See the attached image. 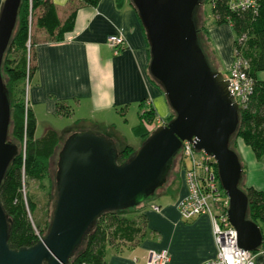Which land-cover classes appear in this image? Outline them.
Segmentation results:
<instances>
[{
  "label": "water",
  "instance_id": "water-1",
  "mask_svg": "<svg viewBox=\"0 0 264 264\" xmlns=\"http://www.w3.org/2000/svg\"><path fill=\"white\" fill-rule=\"evenodd\" d=\"M202 1L130 0L145 31L149 74L174 116L154 128L123 163L116 161L118 147L112 138L91 130L68 134L58 152L51 218L36 243L9 246L11 220L0 202V264H70L101 215L133 210L163 185L183 141L215 158L238 245L251 252L261 248L262 230L248 217L243 166L231 146L240 110L228 80L202 47L197 22ZM20 3L3 0L0 8V186L18 153L9 140L11 103L1 66Z\"/></svg>",
  "mask_w": 264,
  "mask_h": 264
},
{
  "label": "crops",
  "instance_id": "crops-1",
  "mask_svg": "<svg viewBox=\"0 0 264 264\" xmlns=\"http://www.w3.org/2000/svg\"><path fill=\"white\" fill-rule=\"evenodd\" d=\"M51 1L61 23L72 7H76V14L72 29L60 40L48 37L44 30L35 31V69L26 88V100L36 120L34 136L40 125L42 135L49 129L59 130L53 123L54 115L72 120L62 132L77 121L89 128L94 127V123L114 126L109 118L118 116L117 112L126 115L133 105L138 109L134 128L139 123L141 103L151 107L156 117L159 115L158 123L162 124L171 111L149 74L150 54L145 32L130 0H99L94 6L78 0L72 3ZM2 2L0 0V8ZM212 17L215 22L213 14ZM202 26L208 36L204 13ZM226 27L231 29L229 24ZM118 31L125 37L126 45L114 54L107 45V38ZM208 40L216 59L215 69L229 72L234 57L233 43L228 54L216 37L208 36ZM116 132L126 141L119 130ZM243 145L247 161L246 169L243 167L244 185L264 190L262 183L249 178L252 166L258 176L264 178V165ZM186 194L187 185L181 169L179 177L175 175L132 210L134 217L130 219H136L137 223L144 221V235L131 245L108 246L104 264H145L153 250H167L170 256L167 264H201L214 258L216 246L210 216L200 214L190 220H182L179 216L176 203ZM259 225L264 228V224ZM253 255V264H264V239Z\"/></svg>",
  "mask_w": 264,
  "mask_h": 264
},
{
  "label": "trees",
  "instance_id": "trees-1",
  "mask_svg": "<svg viewBox=\"0 0 264 264\" xmlns=\"http://www.w3.org/2000/svg\"><path fill=\"white\" fill-rule=\"evenodd\" d=\"M69 1L72 3L74 0ZM78 1L94 6L99 0ZM230 1L211 0L212 14L217 24L231 26L236 36L233 48L248 60V74L253 79V90L246 107L240 109V122L235 139H241L253 155L262 160L264 77H261V74L264 73V0H260L257 12L251 9L232 10ZM75 14L76 7H72L67 19L61 23L51 0H21L17 23L2 60L1 73L11 103V132L14 139L22 143L20 147L17 146L18 153L10 163L0 186V202L11 220L8 235L11 248L31 246L40 237L29 218V212H34L35 204L29 197L23 198L22 195L23 178L25 176L42 181L47 175L50 159L65 136L72 132L91 130L113 140H120L117 163H123L135 150V147L127 144L116 132L113 125L102 126L94 123V127L89 128L77 121L74 126L63 132L49 129L41 137L34 136L36 120L26 100V88L35 69V31L44 30L48 37L60 40L66 31L72 29ZM200 31L199 29V34ZM152 80L157 84L153 78ZM144 104H140L139 123L133 128L141 141L153 130L151 125L156 118L155 111L149 106L145 108ZM173 116L172 112L163 123L171 120ZM242 189L248 197L249 219L257 224H264V190L252 186ZM127 211L131 209L101 215L87 234L83 245L71 258L70 264H104L108 246L122 247L136 243L144 235V221L137 223L136 219L125 217L124 213ZM261 230L264 237V228L261 227Z\"/></svg>",
  "mask_w": 264,
  "mask_h": 264
},
{
  "label": "built area",
  "instance_id": "built-area-1",
  "mask_svg": "<svg viewBox=\"0 0 264 264\" xmlns=\"http://www.w3.org/2000/svg\"><path fill=\"white\" fill-rule=\"evenodd\" d=\"M259 2L260 0H231L229 6L232 10L251 9L257 12ZM107 45L114 54H118L125 48V37L120 31L111 34L107 38ZM233 54L232 64L224 78L228 80L229 93L240 110L246 107L252 93L253 79L248 74V60L234 48ZM179 159L185 168L184 179L187 185V194L176 203L180 218L190 220L197 215L207 214L212 221L216 255L201 264H253V252L238 245L237 231L228 218L229 201L223 197L215 158L203 150H196L192 142L183 141ZM154 209L159 210L156 206ZM169 259L167 250H153L149 252L145 264H167Z\"/></svg>",
  "mask_w": 264,
  "mask_h": 264
},
{
  "label": "rangeland",
  "instance_id": "rangeland-1",
  "mask_svg": "<svg viewBox=\"0 0 264 264\" xmlns=\"http://www.w3.org/2000/svg\"><path fill=\"white\" fill-rule=\"evenodd\" d=\"M211 0H203L201 3V7H199V10L197 11V22H198V27L201 30L200 31V40H201V44L202 47L205 51V53H208V59L211 63V65L214 68L216 67V59L213 55L209 40H208V36L212 37V38H217L219 40V42L223 45V50L226 51V53L230 52V49L232 48V43L235 40V34L232 31V29H230L229 27H226L227 24L224 25H217V23H215L212 17V10H211ZM204 13V18L206 21V28L209 31V35L207 36L204 27L202 26V21H203V13ZM213 24V25H212ZM217 28V29H215ZM234 56V54H233ZM234 58V57H233ZM32 63V64H31ZM30 65H33V62L31 61ZM227 69L222 70V75L223 76H227L228 72ZM261 76H264V73L261 74ZM156 87L161 90L162 95L165 98V102L167 104V106L169 107L171 113L172 110L166 100V97L162 91V89L160 88L159 85H156ZM145 108H148L145 105ZM137 111L138 109L133 105L130 107V109L128 110V113L126 115L124 114H120L119 112H117L119 115L117 116H112V118H109L110 123L114 124V128L116 127L117 130H119V132H121L124 137H125V142L129 145H131L132 147H135V149L137 147H139L141 140L140 138L134 133L133 130V126L138 122V116H137ZM144 111V109H143ZM158 119H159V115L156 117L155 121L152 124V127L156 128L157 126L161 125V123H158ZM53 123L55 125V127L57 129H59L57 132H62V130L67 126V125H71L72 124V120L70 118H68L67 116H63L61 118H59L57 115L53 116ZM41 126L39 127V131L36 134L35 138L41 137ZM153 128V129H154ZM115 129V130H116ZM66 136L63 138V140L60 142L58 148L56 149V152L53 154L52 158L50 159V163H49V168H48V172L47 175L45 176V178L42 181H38L35 179H30V178H26L24 176L23 178V184H22V195L23 198H27L29 197L35 204V210L34 212L31 214L29 212V218L30 221L33 224V227L35 228L36 234L38 236L41 237V232L42 235H44L46 233V229L48 226V223L50 221L51 218V214H52V210H53V202L55 199V194H56V188H55V174H56V170H57V161H58V152L61 149L62 145H63V141L65 140ZM9 140L11 142H13L14 144H16L18 147H20V145L22 143H20L19 141L15 140L14 137L12 136V132H11V126H10V131H9ZM117 142H115V145L117 147H120L121 145V141L120 140H116ZM242 140L240 139H232L231 145L233 147V149H235L240 157L241 163L243 164L242 166L244 167V169H246L247 166V161L246 158H244V153H243V147H244V143ZM24 146V145H22ZM243 150V151H242ZM250 151V149H247ZM246 151V150H245ZM244 151V152H245ZM251 152V151H250ZM252 154V152H251ZM258 160V159H257ZM173 165H171V168L169 169L167 175H166V181L163 183L162 186H164V184L169 181L171 178H173L175 175H177L179 177L180 175V170L182 169L183 171L185 170L183 163H181L180 159H179V155L178 157H176L173 160ZM259 162H261V165H264V158L262 160H258ZM186 164L188 165V162L186 161ZM243 169V170H244ZM254 167L252 166V171H251V175H249V178L251 176V179L255 182V183H262L261 185H264V178L261 176H258V172L256 170H253ZM264 170V169H263ZM264 173V171H263ZM245 175V174H244ZM259 180H262L261 182H259ZM246 183H248V180H246ZM161 186V187H162ZM161 187H159L158 189H160ZM241 187L245 188L244 185V177H243V182L241 181ZM222 193H223V197H226L225 191L222 189ZM124 216L127 218H132L134 217V212L131 211H127L126 213H124Z\"/></svg>",
  "mask_w": 264,
  "mask_h": 264
}]
</instances>
